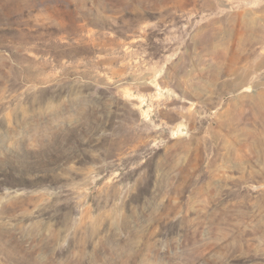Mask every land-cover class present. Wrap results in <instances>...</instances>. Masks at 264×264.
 Listing matches in <instances>:
<instances>
[{"label":"rangeland","instance_id":"rangeland-1","mask_svg":"<svg viewBox=\"0 0 264 264\" xmlns=\"http://www.w3.org/2000/svg\"><path fill=\"white\" fill-rule=\"evenodd\" d=\"M0 264H264V0H0Z\"/></svg>","mask_w":264,"mask_h":264},{"label":"water","instance_id":"water-1","mask_svg":"<svg viewBox=\"0 0 264 264\" xmlns=\"http://www.w3.org/2000/svg\"><path fill=\"white\" fill-rule=\"evenodd\" d=\"M178 133L185 134V127L184 126H179L178 127Z\"/></svg>","mask_w":264,"mask_h":264}]
</instances>
